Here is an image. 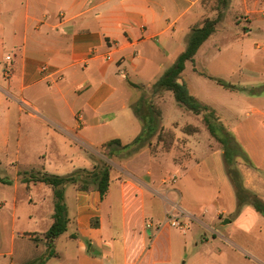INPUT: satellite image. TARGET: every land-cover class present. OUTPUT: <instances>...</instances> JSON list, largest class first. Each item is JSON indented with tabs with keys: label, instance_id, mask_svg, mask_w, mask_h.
Listing matches in <instances>:
<instances>
[{
	"label": "crops",
	"instance_id": "1",
	"mask_svg": "<svg viewBox=\"0 0 264 264\" xmlns=\"http://www.w3.org/2000/svg\"><path fill=\"white\" fill-rule=\"evenodd\" d=\"M252 6L244 35H264V0ZM205 10L204 0H0V264H32L50 251L45 233L54 222V190L25 177L92 169L101 160L112 165L106 195L95 185L66 187L68 228L54 239L64 236L65 251L47 256V263L58 258L59 264H264L263 245L244 247L212 226L214 215L226 219L238 210L237 201L230 208L217 201L214 212L204 214L205 209L202 218L182 205L175 183L195 168L188 162L199 137L191 135L207 131L200 119L181 122L179 129L164 116L163 126L173 127L176 142L185 138L184 148L192 152L182 163L171 160L175 144L163 151L157 138L131 155L103 146L113 138L130 143L142 132L135 112L141 94L131 82L146 84L162 67L178 22ZM255 58L252 65L264 76V53ZM179 106L173 122L180 121L179 113L188 116ZM188 124L199 131L186 133ZM243 175L253 190L255 176ZM238 211L237 221L222 224L261 240L264 218L247 204ZM177 215H186L188 229L170 225L168 219ZM190 219L210 228L228 248L206 235L194 238Z\"/></svg>",
	"mask_w": 264,
	"mask_h": 264
},
{
	"label": "rangeland",
	"instance_id": "2",
	"mask_svg": "<svg viewBox=\"0 0 264 264\" xmlns=\"http://www.w3.org/2000/svg\"><path fill=\"white\" fill-rule=\"evenodd\" d=\"M204 2L206 4L205 11L198 15L191 11L178 22L179 30L176 38L173 40L169 51L160 60L162 67L157 68L146 79V84L142 83L141 87L138 88L141 96L145 95L150 103H155L161 110V113L157 115L159 126H163L164 116L166 115V122L179 127V129L183 126L181 122L183 124L187 122L200 124L201 122L203 127L207 129V131L191 135L193 138L197 136L195 139L199 137L197 140L198 145L194 149L195 155L188 162L191 169L195 168L190 174L185 175L184 178L180 177L179 182L175 183L181 188L182 205L191 212L196 213L200 218L204 217V214L210 215L211 212H214L216 207L214 203L217 201L227 202L229 208L233 202L237 201L235 189L227 174L226 147L210 133L203 122L202 114H197L190 108L184 106L182 112L188 116L179 113L176 116L180 118V121L173 122L172 120L175 118L173 111L176 107H180L174 94L171 91H164L159 95H153V84L150 86L147 83L149 80L151 82L157 81L164 71L176 62L180 53L187 47L191 32L190 24L196 21L198 16L199 18L217 16V0H204ZM254 2L255 0H232L230 6L226 9L224 18L216 25L214 34L205 41L195 55V61H187L181 81L186 84L189 92L196 95L201 102L210 103L217 109L221 122L225 126V131H222L221 135H227V131H229L232 135L230 146L233 149L239 147L241 150L234 157L235 166L239 168L244 183L243 172L252 173L255 176L254 184L256 187L251 190L264 199V114L259 111L260 109L264 112V76L258 74V71L252 65V62L256 59L255 57L264 53V35L258 34L256 31H253L249 36L244 35L246 27L250 25L249 21L252 15V12H248V10L253 8L252 4ZM258 44L261 45H259L260 48L257 46ZM195 67L206 74L199 73L195 70ZM209 75L224 79L233 85L232 88L219 84ZM168 123L166 125H169ZM169 127L168 129L171 131L174 129L171 126ZM156 138L158 139V136L154 137L152 141H155ZM176 139L175 134L174 139L168 135L166 140L172 144L171 147L175 144L173 146L174 155L171 160L173 158L176 162L182 163L187 158L192 157V152L190 149L185 150L184 147L187 142L185 138L179 137L177 142ZM160 143L163 146L162 150H167L165 142L158 140V145ZM103 149L104 151L107 150L106 148ZM170 164L173 168H179L176 164L167 163V165ZM171 172H173L172 168ZM169 183L172 184L173 181ZM178 198L179 193H176L174 199ZM250 206L254 207L251 204ZM205 209L209 213L205 212L203 214ZM238 212L235 209L234 212L227 215L226 219H233L235 222ZM260 215L264 218V215L261 213ZM224 220L218 215H214L212 226L218 231L224 233L227 231L226 234L228 233L234 239H238V243L244 247L255 249V245L259 244L260 249H262V245L264 246V233L260 235L263 240L257 241L251 235L238 230V228L236 230V227L230 224L223 225ZM190 225L189 231L197 240L206 235L217 243L225 244L220 238H214L210 228L201 225L198 220L190 219ZM229 227L232 228L230 232H228ZM84 243L90 248L89 241L86 238ZM195 244V241H193L192 245L195 246ZM96 246L97 250L100 251L101 248L98 245ZM225 246L228 248L226 244ZM49 249L54 252H60L61 250L64 252V236H61L56 243L53 242ZM258 256H260V253H258ZM49 258L51 257H47L45 254L42 258L34 260L32 264L60 263L58 258H52L47 263ZM244 259L245 261L248 260ZM41 261H44V263H41Z\"/></svg>",
	"mask_w": 264,
	"mask_h": 264
},
{
	"label": "trees",
	"instance_id": "3",
	"mask_svg": "<svg viewBox=\"0 0 264 264\" xmlns=\"http://www.w3.org/2000/svg\"><path fill=\"white\" fill-rule=\"evenodd\" d=\"M230 4L231 0H217V16L204 17L192 26L187 47L180 53L176 62L153 84V95H159L164 91H171L179 104L190 108L197 114H202L203 122L210 133L226 147V169L237 196V209L240 210L243 205L251 204L258 212L264 215V199L246 187L239 168L235 166L234 157L237 153L241 152L240 148L233 149L230 146V138L232 135L229 131H227V135H221V132L225 131V126L221 122L217 110L210 104L201 102L194 94L189 92L186 84L181 81L187 61H195V55L198 50L214 34L216 25L224 18L226 9ZM195 70L198 71L196 67ZM199 73L206 74L201 71ZM209 77L214 78L219 84L225 87L232 88L233 86L222 78L210 75ZM131 83L137 87H141L139 84ZM139 104V106L135 107V112L143 122L142 132L130 143H123L121 139L113 138L106 141L103 144L104 147L119 146L121 151L124 150L127 154L131 155L145 145H151L153 137L158 134V140L165 142L166 149L169 150L171 148L172 144L168 143L166 139L168 135L174 139L176 133L173 129L171 131L164 126L158 125L157 115L161 113L159 107L153 102L150 103L145 95L141 96ZM199 129L198 126L193 124H188L183 128L186 133H194L199 131ZM92 156L94 157V154ZM111 169L112 165L108 161L101 160L96 161L92 169L78 168L67 174L34 171L30 174V177H25V180L28 181L45 182L51 185L54 190V222L45 233L49 247L53 245L54 239L63 234L68 228L69 216L65 196L66 187L70 184H77L83 189H90L92 185H95L104 197L109 189ZM54 254L55 252L51 249L47 256ZM41 263H44V261H41Z\"/></svg>",
	"mask_w": 264,
	"mask_h": 264
},
{
	"label": "built area",
	"instance_id": "4",
	"mask_svg": "<svg viewBox=\"0 0 264 264\" xmlns=\"http://www.w3.org/2000/svg\"><path fill=\"white\" fill-rule=\"evenodd\" d=\"M108 58H111V55L108 56ZM43 71H48V67L45 65L42 67ZM188 218L186 215H177V216H172L171 218L168 219L170 225L179 227L181 229H188L189 228V222L187 220ZM167 222V221H166ZM164 224H159L158 228H161Z\"/></svg>",
	"mask_w": 264,
	"mask_h": 264
},
{
	"label": "water",
	"instance_id": "5",
	"mask_svg": "<svg viewBox=\"0 0 264 264\" xmlns=\"http://www.w3.org/2000/svg\"><path fill=\"white\" fill-rule=\"evenodd\" d=\"M231 220L229 219V218H227V219H225L224 220V223H228V222H230Z\"/></svg>",
	"mask_w": 264,
	"mask_h": 264
}]
</instances>
